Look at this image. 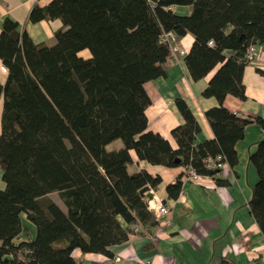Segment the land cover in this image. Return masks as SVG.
<instances>
[{"label": "trees", "instance_id": "trees-1", "mask_svg": "<svg viewBox=\"0 0 264 264\" xmlns=\"http://www.w3.org/2000/svg\"><path fill=\"white\" fill-rule=\"evenodd\" d=\"M175 4L189 5V13H175ZM28 18H57L62 27L52 43H36L14 19L2 21L0 264H95L74 257L73 249L111 257L110 245L126 240L132 225H155L141 188H156L160 176L128 172L130 149L152 164L190 165L227 183L220 167H207L204 158L220 154L234 168L245 126L264 123L223 105L227 94L246 98L244 53L264 40V0H50L34 3ZM169 31L193 35L185 65L194 80L212 71L201 94L218 101L203 112L213 137L195 144L200 126L185 100L175 97L184 119L171 129L175 148L148 129L143 85L166 76L163 64L172 50L160 35ZM116 138L122 146L107 149ZM248 161L257 175L249 211L264 237V138ZM180 187L179 178L168 183V196ZM50 192L59 194L65 211ZM23 213L35 226L29 240L16 239ZM216 264L235 262L221 257Z\"/></svg>", "mask_w": 264, "mask_h": 264}, {"label": "crops", "instance_id": "crops-1", "mask_svg": "<svg viewBox=\"0 0 264 264\" xmlns=\"http://www.w3.org/2000/svg\"><path fill=\"white\" fill-rule=\"evenodd\" d=\"M49 1L0 0V30L7 16L17 21L18 29L25 30L33 42L52 43L54 32L62 27L61 21L54 18L32 22L28 18L34 3L43 5ZM171 8L178 14L190 11V6L186 4H175ZM174 38L172 54L163 64L166 76L147 80L143 84L150 98V104L145 108L148 129L168 139L173 148L176 142L171 129L184 121L175 105V97L185 100L200 126L195 144L213 137L203 112L218 105L214 96L201 94L212 71L194 80L185 65L184 55L193 41V35L190 32L182 36L174 34ZM253 48L254 59L245 64L242 72L246 98L227 94L223 105L240 117L264 118V40L254 43ZM81 52H87L83 53L84 56L88 55L87 49ZM2 66L0 59V83L6 77ZM1 110L0 95V130ZM261 138H264L261 125L252 120L245 126L243 138L236 143L238 163L234 168L225 162L220 167L219 175L227 179L223 185L204 174L198 180H182L183 165L152 164L137 158L134 150L130 149L132 162L127 165L128 172L145 169L152 175L160 176L156 188L149 186L148 192L170 206L169 218L158 220L155 225L135 224L138 226L136 232L130 233L126 240L110 245L111 257L99 252H82L77 248L73 249L72 255L85 263L95 264H216L221 257L230 258L235 264H264V237L248 205L251 187L257 178L248 155ZM120 146L122 141L116 138L106 148ZM2 173L0 165V190L5 186ZM177 178L181 179L180 190L176 197H170L166 186ZM22 218L27 220L24 213Z\"/></svg>", "mask_w": 264, "mask_h": 264}, {"label": "built area", "instance_id": "built-area-1", "mask_svg": "<svg viewBox=\"0 0 264 264\" xmlns=\"http://www.w3.org/2000/svg\"><path fill=\"white\" fill-rule=\"evenodd\" d=\"M34 1H38V0H34ZM160 39L162 40V42L167 43L170 46L171 50L174 49V44H173L175 42L174 33H172L171 31L164 32L160 35ZM208 44H212V40H209ZM254 55L255 54H254L253 45L247 46L244 53L245 61L247 63L251 62L254 59ZM2 70L6 71V67L4 65L2 66ZM261 129L264 133V123L261 125ZM204 162L207 167H221V165L224 163L222 161V156L220 154H216L214 156L211 155L206 156L204 158ZM201 176L202 174L196 172L192 166L187 165L184 167L182 171L181 179L198 180ZM143 197L146 207L155 215L157 220L163 221L169 218L171 213L170 206L164 204L161 201V199L157 198L154 194L151 198H147L145 196ZM131 228H132L131 233L136 232L138 230L137 225H132Z\"/></svg>", "mask_w": 264, "mask_h": 264}, {"label": "rangeland", "instance_id": "rangeland-1", "mask_svg": "<svg viewBox=\"0 0 264 264\" xmlns=\"http://www.w3.org/2000/svg\"><path fill=\"white\" fill-rule=\"evenodd\" d=\"M81 53H87V52H81ZM50 199L54 200L59 206L62 207V209L65 211V206L62 202V200L59 197V194L57 192H50L48 193V196ZM35 235V226L34 224L29 220L22 219L21 223V232L19 235L16 236V239L19 240L21 237L22 239H32ZM20 255V253H19Z\"/></svg>", "mask_w": 264, "mask_h": 264}, {"label": "water", "instance_id": "water-1", "mask_svg": "<svg viewBox=\"0 0 264 264\" xmlns=\"http://www.w3.org/2000/svg\"><path fill=\"white\" fill-rule=\"evenodd\" d=\"M176 161H178V159H176ZM148 190H149V185H144L141 188V193L143 196H145L147 198H151L153 195H152V193L148 192Z\"/></svg>", "mask_w": 264, "mask_h": 264}]
</instances>
